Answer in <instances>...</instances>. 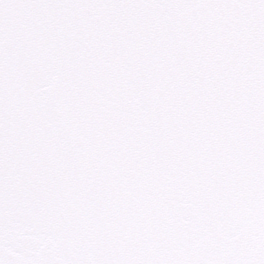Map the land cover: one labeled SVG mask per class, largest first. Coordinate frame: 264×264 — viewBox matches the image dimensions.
I'll return each mask as SVG.
<instances>
[{"label": "snow or ice", "instance_id": "1", "mask_svg": "<svg viewBox=\"0 0 264 264\" xmlns=\"http://www.w3.org/2000/svg\"><path fill=\"white\" fill-rule=\"evenodd\" d=\"M0 264H264V0H0Z\"/></svg>", "mask_w": 264, "mask_h": 264}]
</instances>
